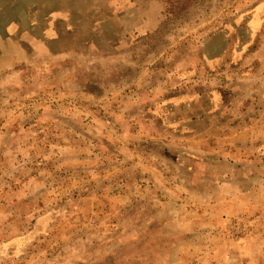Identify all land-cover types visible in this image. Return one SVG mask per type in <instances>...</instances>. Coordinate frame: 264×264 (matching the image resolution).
Masks as SVG:
<instances>
[{"label": "rangeland", "instance_id": "rangeland-1", "mask_svg": "<svg viewBox=\"0 0 264 264\" xmlns=\"http://www.w3.org/2000/svg\"><path fill=\"white\" fill-rule=\"evenodd\" d=\"M0 264H264V0H0Z\"/></svg>", "mask_w": 264, "mask_h": 264}, {"label": "crops", "instance_id": "crops-1", "mask_svg": "<svg viewBox=\"0 0 264 264\" xmlns=\"http://www.w3.org/2000/svg\"><path fill=\"white\" fill-rule=\"evenodd\" d=\"M259 112H262L261 110H259Z\"/></svg>", "mask_w": 264, "mask_h": 264}]
</instances>
